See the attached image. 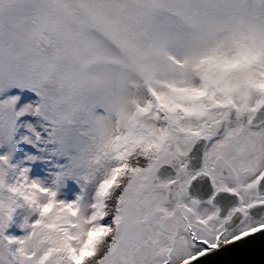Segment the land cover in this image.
<instances>
[{
	"label": "rangeland",
	"instance_id": "obj_1",
	"mask_svg": "<svg viewBox=\"0 0 264 264\" xmlns=\"http://www.w3.org/2000/svg\"><path fill=\"white\" fill-rule=\"evenodd\" d=\"M263 81L264 0H0V264H68L110 234L97 197L130 127L156 145L99 264H181L233 240L186 196L185 158L203 137L206 165L232 174L234 120ZM250 85L249 106L222 101ZM161 164L175 176L159 180Z\"/></svg>",
	"mask_w": 264,
	"mask_h": 264
},
{
	"label": "flooded vegetation",
	"instance_id": "obj_2",
	"mask_svg": "<svg viewBox=\"0 0 264 264\" xmlns=\"http://www.w3.org/2000/svg\"><path fill=\"white\" fill-rule=\"evenodd\" d=\"M249 95L254 96L251 90ZM249 95L247 94V97H250ZM262 101L254 105L242 123H240L241 118L234 120V134L231 138L232 150L235 151L239 165L237 169H232V174L223 170L227 174L217 176L216 169L213 166H207L204 158L202 171L210 177L214 190H223L238 196L237 203L229 208L223 218H219L223 220V229L227 235L235 231H239L237 234L239 235L264 225V221L253 223L264 220V180L259 182V184L262 182L260 185L257 184L258 179L264 175V120L257 125L250 124L256 107ZM234 102L237 107L239 104L247 107L251 104V99H245L244 95L238 94ZM208 169L215 172V179L208 173ZM204 204L210 206L214 210L215 216L217 215L216 207L210 205L209 200H206ZM249 210L252 211V214ZM221 238L213 240L214 242L208 247L223 243Z\"/></svg>",
	"mask_w": 264,
	"mask_h": 264
},
{
	"label": "water",
	"instance_id": "obj_3",
	"mask_svg": "<svg viewBox=\"0 0 264 264\" xmlns=\"http://www.w3.org/2000/svg\"><path fill=\"white\" fill-rule=\"evenodd\" d=\"M263 120L264 102L256 108L250 124L257 125ZM206 146L207 141L204 138H198L186 154L185 168L194 172L187 183L186 194L201 203L209 199L210 204L217 208L218 217H224L229 208L237 203L238 197L231 192L214 191L209 176L200 171ZM155 175L159 180H164L175 176V170L169 165H161ZM261 180H264V175L259 178L257 184ZM249 212L252 214L251 210ZM202 252L181 264H264V227Z\"/></svg>",
	"mask_w": 264,
	"mask_h": 264
},
{
	"label": "trees",
	"instance_id": "obj_4",
	"mask_svg": "<svg viewBox=\"0 0 264 264\" xmlns=\"http://www.w3.org/2000/svg\"><path fill=\"white\" fill-rule=\"evenodd\" d=\"M257 94L261 96V93ZM136 128L130 127L128 128L130 130H126L115 136V151L111 155L112 171L108 182L101 186L99 196L97 197L99 215L106 216L107 220L105 222L109 225L103 231L105 232V230L110 229V234L106 235L104 233L96 236L94 241L91 242V246L85 248L83 259L69 262V264H99V261L110 248L109 244L100 242L110 239L113 241L114 227L116 226L115 219L118 216L116 210L117 200L122 193V189L128 184L130 172L137 167L147 165L156 145L155 141H153L154 137L148 131L141 132ZM146 144L149 145V148H145ZM95 241L100 244L94 245Z\"/></svg>",
	"mask_w": 264,
	"mask_h": 264
},
{
	"label": "bare ground",
	"instance_id": "obj_5",
	"mask_svg": "<svg viewBox=\"0 0 264 264\" xmlns=\"http://www.w3.org/2000/svg\"><path fill=\"white\" fill-rule=\"evenodd\" d=\"M104 260V259H103Z\"/></svg>",
	"mask_w": 264,
	"mask_h": 264
}]
</instances>
